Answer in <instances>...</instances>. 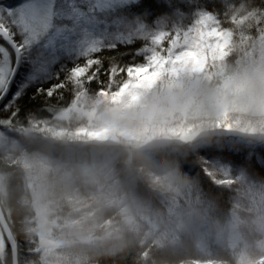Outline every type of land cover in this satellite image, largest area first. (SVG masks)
<instances>
[{
    "label": "clouds",
    "instance_id": "obj_1",
    "mask_svg": "<svg viewBox=\"0 0 264 264\" xmlns=\"http://www.w3.org/2000/svg\"><path fill=\"white\" fill-rule=\"evenodd\" d=\"M229 67L233 78L242 71L235 59ZM242 105L212 78L157 84L136 102L93 96L54 115L17 157L31 188L21 199L37 220L25 230L46 241L35 264H264V210L241 199L246 181L264 187V175L245 167L246 179L216 185L199 167L240 140L216 126L225 111L241 127L264 123ZM225 190L236 193L230 206Z\"/></svg>",
    "mask_w": 264,
    "mask_h": 264
},
{
    "label": "snow or ice",
    "instance_id": "obj_2",
    "mask_svg": "<svg viewBox=\"0 0 264 264\" xmlns=\"http://www.w3.org/2000/svg\"><path fill=\"white\" fill-rule=\"evenodd\" d=\"M234 59L242 66L235 78ZM212 78L224 79L246 110L264 116V0L0 4V140L47 125L46 115L77 109L93 96L136 102L157 84L172 89ZM216 126L240 135L223 149L254 146L245 137L264 144V123L241 127L225 111ZM199 167L216 185L246 179L223 152L203 155ZM34 254L11 232L0 235V264H29Z\"/></svg>",
    "mask_w": 264,
    "mask_h": 264
},
{
    "label": "trees",
    "instance_id": "obj_3",
    "mask_svg": "<svg viewBox=\"0 0 264 264\" xmlns=\"http://www.w3.org/2000/svg\"><path fill=\"white\" fill-rule=\"evenodd\" d=\"M13 2V1H12ZM158 2V0H157ZM178 5L183 4L184 0H175ZM209 3H214V0H208ZM136 5H131L129 8H134ZM139 14V13H137ZM35 111V109H33ZM49 121L53 119V116H45ZM22 132V131H21ZM15 133V132H14ZM37 135L28 131L24 136V142L29 138H35ZM223 152L224 155L234 162V165L242 168H249L264 175V171L260 168L261 158L264 157V145L248 146L241 142V146L235 148H227L219 151H211L206 154L211 156L217 155ZM253 158L255 163H252ZM18 167L15 164L3 161L0 158V174L5 177V195L0 198V205L2 208L3 217L11 232V234L24 246L35 248V235L27 232L25 229L30 228L28 220L30 219L31 213L29 208L23 203L22 196H24L22 186H20V175L18 174ZM230 179V178H228ZM219 187V186H218ZM225 198L227 203L231 204V200L228 197L235 196L236 193H229L227 190L220 193ZM241 199L247 205L254 207L257 211L264 210V187L260 186L251 179L247 180L241 189ZM1 230V229H0ZM3 235V234H1ZM34 262V261H33Z\"/></svg>",
    "mask_w": 264,
    "mask_h": 264
},
{
    "label": "rangeland",
    "instance_id": "obj_4",
    "mask_svg": "<svg viewBox=\"0 0 264 264\" xmlns=\"http://www.w3.org/2000/svg\"><path fill=\"white\" fill-rule=\"evenodd\" d=\"M16 3H19V0H6V2H0V4H5V5H14ZM50 121L51 120H49V122ZM50 126H51L50 123H48L47 125L37 126L36 130H33L32 128L29 131H31V133H33L34 135H40L41 133L39 130L42 129L44 131H48ZM27 132L22 131V132H15V133L12 132L11 134H5V138L0 140V158H2L3 161H6L8 163H11L14 165L16 164L18 169H21L22 166L19 165L17 161V157L19 156L21 145L23 144L22 141H24V136H26ZM81 134L89 135L90 132L87 129H81ZM4 180H5V177L3 176V174H0V198L6 196L4 194L6 191ZM20 180H21L20 186H22L21 188L23 190L24 195L27 193L30 196L31 194L30 186L28 185L26 180L23 179L21 176H20ZM28 210L31 213L30 219L28 220V223L30 224L29 227L32 229H36L37 220L34 219V217L36 216V212L34 210H30V209ZM1 234L2 232L0 230V235ZM32 234H34L36 237L35 238L36 244L34 248L35 254L29 258V264H35V261L38 259V257L41 256L43 252V248L46 246V241L41 236L39 231L32 232Z\"/></svg>",
    "mask_w": 264,
    "mask_h": 264
},
{
    "label": "water",
    "instance_id": "obj_5",
    "mask_svg": "<svg viewBox=\"0 0 264 264\" xmlns=\"http://www.w3.org/2000/svg\"><path fill=\"white\" fill-rule=\"evenodd\" d=\"M6 0H0V2H5ZM0 229H1V232L2 234L6 237L8 235V233L10 232L6 222H5V219L3 217V213H2V208H1V205H0Z\"/></svg>",
    "mask_w": 264,
    "mask_h": 264
}]
</instances>
